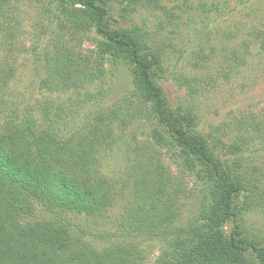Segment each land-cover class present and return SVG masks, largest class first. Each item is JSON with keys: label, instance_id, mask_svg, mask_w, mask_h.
<instances>
[{"label": "rangeland", "instance_id": "rangeland-1", "mask_svg": "<svg viewBox=\"0 0 264 264\" xmlns=\"http://www.w3.org/2000/svg\"><path fill=\"white\" fill-rule=\"evenodd\" d=\"M107 1L109 30L136 31L158 51L154 79L164 91L169 110L194 114V125L185 126L190 134L203 137L214 155L239 177L264 179V0ZM12 5L14 12L8 18L11 25L19 23L12 27L15 54L4 50L5 33H1L0 61L11 59L15 74L1 92L3 98L20 103V111L32 108L37 121L48 108L63 141L87 133L97 121L102 137L110 141L109 147L99 146L95 157L101 175L113 187L114 200L93 214L65 210L62 218L98 250L123 243L138 252V264H158L164 244L133 229L138 217L134 196L122 183L135 157L134 146L154 148L152 130L145 126L142 132L139 125L107 127L100 121L119 105L137 107L134 65L108 56L104 66L96 69L100 35L64 32L67 39L63 38L66 47L62 51L73 49L90 76L82 86L50 93L42 80L48 76L46 57L55 53L53 40L58 36L50 31L56 22L50 23L51 16L35 0H14ZM135 131L137 142L132 138ZM238 144L244 145L242 152H236ZM155 149L160 151L161 172L171 179L168 190L177 223L186 224L207 203L206 188L196 174L179 166L172 152ZM235 206L237 219L232 217L222 225L224 238H230L237 221L247 238L264 244V212L260 207L248 208L242 195ZM248 256L252 264H258L255 252Z\"/></svg>", "mask_w": 264, "mask_h": 264}, {"label": "trees", "instance_id": "trees-1", "mask_svg": "<svg viewBox=\"0 0 264 264\" xmlns=\"http://www.w3.org/2000/svg\"><path fill=\"white\" fill-rule=\"evenodd\" d=\"M13 1L0 0V34L5 33L2 44L8 55L15 54L12 27L19 24L11 25L8 18L14 12ZM35 1L51 16L50 23L52 19L56 22V28L48 25L52 36L59 37L53 40L54 56L46 57L48 76L42 80L50 93L82 86L90 76L73 49L62 51L69 32L95 31L100 35L96 69L104 66L108 56L134 65L131 74L137 107L119 105L100 121L107 127L139 125L138 130L145 126L152 130L154 148L139 143L134 146L135 157L122 183L134 196L138 217L133 229L164 244L158 264H252L251 251L258 264H264V244L247 238L237 221L228 240L222 231L224 223L237 219L234 204L241 195L248 208L260 207L264 212V179L236 175L214 155L203 137L185 128L195 123L192 112L168 109L164 91L153 76L159 66L158 51L136 31L109 30L107 0ZM13 64L9 58L0 61V119L5 118L0 123V264H138L133 247L117 243L98 250L77 235L61 215L65 210L93 214L114 200L113 187L97 168L96 150L110 144L102 137L98 121L87 133L63 141L48 108L37 121L32 108L20 111V103L1 95L15 74ZM132 138L137 142V131ZM156 146L172 152L179 166L196 174L206 188L207 203L186 224L177 223L168 190L171 179L161 172ZM234 147L236 152L244 150L241 144Z\"/></svg>", "mask_w": 264, "mask_h": 264}]
</instances>
